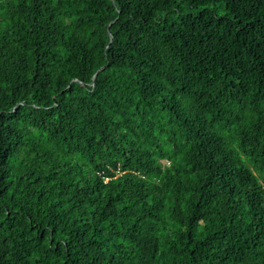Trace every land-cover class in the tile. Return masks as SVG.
<instances>
[{
  "label": "trees",
  "instance_id": "16d2710c",
  "mask_svg": "<svg viewBox=\"0 0 264 264\" xmlns=\"http://www.w3.org/2000/svg\"><path fill=\"white\" fill-rule=\"evenodd\" d=\"M0 264H264V0H0Z\"/></svg>",
  "mask_w": 264,
  "mask_h": 264
},
{
  "label": "built area",
  "instance_id": "2783aa9c",
  "mask_svg": "<svg viewBox=\"0 0 264 264\" xmlns=\"http://www.w3.org/2000/svg\"><path fill=\"white\" fill-rule=\"evenodd\" d=\"M104 181H106V180H104Z\"/></svg>",
  "mask_w": 264,
  "mask_h": 264
}]
</instances>
